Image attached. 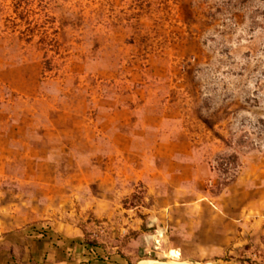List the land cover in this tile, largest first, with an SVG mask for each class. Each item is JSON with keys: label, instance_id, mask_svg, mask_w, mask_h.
Instances as JSON below:
<instances>
[{"label": "rangeland", "instance_id": "374dc122", "mask_svg": "<svg viewBox=\"0 0 264 264\" xmlns=\"http://www.w3.org/2000/svg\"><path fill=\"white\" fill-rule=\"evenodd\" d=\"M166 142L210 166L214 194L264 169V0H0V207L134 174ZM148 259L173 261L131 264ZM179 260L264 264V219L245 252Z\"/></svg>", "mask_w": 264, "mask_h": 264}, {"label": "crops", "instance_id": "0c3cea01", "mask_svg": "<svg viewBox=\"0 0 264 264\" xmlns=\"http://www.w3.org/2000/svg\"><path fill=\"white\" fill-rule=\"evenodd\" d=\"M174 147L158 143L134 174L108 166L97 177L82 172L71 175L68 191L59 186V195L45 202L1 206L0 264H131L171 251L195 261L245 252L264 219V169L244 168L214 194L205 184L210 166L190 149ZM124 182L143 183L146 202L123 206L119 197L132 190L125 191ZM92 183L97 195L90 192L76 212L77 192ZM101 220L112 230L94 239ZM156 232L162 233L157 246Z\"/></svg>", "mask_w": 264, "mask_h": 264}, {"label": "built area", "instance_id": "2783aa9c", "mask_svg": "<svg viewBox=\"0 0 264 264\" xmlns=\"http://www.w3.org/2000/svg\"><path fill=\"white\" fill-rule=\"evenodd\" d=\"M113 224L109 220H102L98 223L94 224V228L92 230V236L94 239L101 235H105L108 232L112 230ZM157 239L154 240L155 246L158 245V239L161 238L162 233L161 232H156Z\"/></svg>", "mask_w": 264, "mask_h": 264}, {"label": "bare ground", "instance_id": "6f19581e", "mask_svg": "<svg viewBox=\"0 0 264 264\" xmlns=\"http://www.w3.org/2000/svg\"><path fill=\"white\" fill-rule=\"evenodd\" d=\"M171 256L173 257V261H159V260H141L138 264H192L187 261H180L178 257V252L171 251Z\"/></svg>", "mask_w": 264, "mask_h": 264}, {"label": "trees", "instance_id": "16d2710c", "mask_svg": "<svg viewBox=\"0 0 264 264\" xmlns=\"http://www.w3.org/2000/svg\"><path fill=\"white\" fill-rule=\"evenodd\" d=\"M214 259V258H213Z\"/></svg>", "mask_w": 264, "mask_h": 264}]
</instances>
